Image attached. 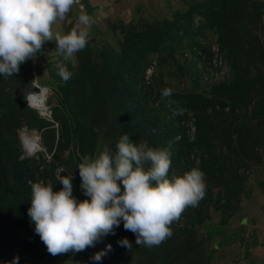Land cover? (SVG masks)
<instances>
[{
    "label": "rangeland",
    "instance_id": "rangeland-1",
    "mask_svg": "<svg viewBox=\"0 0 264 264\" xmlns=\"http://www.w3.org/2000/svg\"><path fill=\"white\" fill-rule=\"evenodd\" d=\"M83 8L74 4L68 15V19L62 23L53 25V32H61L66 34L76 24L77 18L81 13H87L93 17L94 23L91 29V38L88 47L95 51V48L102 47L105 43L117 51L123 41V38L134 28L142 30L145 26L156 23H161L163 20H171L176 13H184L194 9L201 4H207L209 1L218 0H78ZM247 1V0H246ZM250 12L257 11L260 16L258 26L252 29L250 36L258 40L254 45L257 50L252 59L246 58L238 61L241 63V75L243 78L247 76L259 77L262 82L252 85L253 91L246 89L242 99L244 103L240 105L243 113L239 112L238 120L234 127L241 128L240 131L250 134L253 137L250 141L243 140V155L247 156L246 168L243 166V180L238 189L234 190V195L229 194L228 184L214 182L210 179L205 180L206 187L209 191L204 198L199 201L196 207H187L178 221L173 222L170 226L172 235L162 242L159 246L144 247L137 246L135 236L132 232L126 231L123 228V222L119 227L114 229V234L102 236L94 247H89L85 251L79 253H67L57 256L50 255L45 245L41 242L38 235L34 233V228L29 226L28 233L19 231L17 239H25L31 237V241L38 246V253L31 264H118L112 261V256L120 246L117 241L126 237L131 243V249H134L130 258H124L126 264H154L155 261L164 260V263L169 264H264V0H248ZM214 13H218L217 10ZM220 24L214 28H203L204 20L202 17H196L195 27L201 28L200 35L196 38L198 45L210 51L212 62L211 65L203 67L201 63L204 56L196 48H191V40L184 38L183 43L172 45L166 48L161 59L157 60L158 55L152 54L149 56L146 64L145 81L154 83L153 93L149 97L148 102L144 106L147 111L146 117L149 118V124L146 126L139 124L138 119L132 117L129 113H111L117 107L106 102L111 96L113 83L106 80L103 76L97 79L83 80L82 73L86 71L85 63L80 61L83 51L78 52L71 60L65 61L64 58L56 51L55 41L45 42L42 53L38 54L35 60L29 59L22 64L18 74H14V79L25 78L27 81L37 82L42 87H48L50 97L48 106L53 112L52 118L58 124V132L55 133V143L52 140H44V132L50 128L47 124L42 129H27L29 133L41 132V146L44 147L42 154H47L49 159L43 156L32 158L36 163L44 161L49 163L55 155L57 136L61 130L70 132L69 140L65 137V142H69L68 149H63L61 155L64 157L55 170V180L57 174L65 176L72 172L73 174V194L78 200L89 199L83 194L80 188L79 171L76 165V159L80 160L83 155H92L98 149H102L105 144L112 148L111 143L117 142L120 135L126 131H120L121 124L129 131L136 134L135 142L139 140L146 141L149 146L155 148L167 147L170 149L169 141L159 144L153 143L149 135L154 133L161 135L168 128L172 120H175V125L178 128L182 127L177 123L179 118L185 116V112L178 111L170 113L168 107L169 100L172 96L186 95L198 93L195 85L190 78L189 71L193 67L199 70V82L201 88L216 84L223 80L230 79V66L228 60L224 59L219 54L217 45L218 26H227L230 21L228 19V11H221L217 18ZM252 21H256L255 18ZM65 63L69 71L73 73L71 79L67 82L61 80L57 75L55 65L57 63ZM239 73V71L237 72ZM13 79V80H14ZM60 79V80H59ZM76 81L74 83H69ZM14 82V81H13ZM13 85V83H12ZM260 85V86H259ZM14 86V85H13ZM165 88L172 89V96L168 98L162 97V91ZM260 96V107H262L260 118H251V109L248 107L250 96ZM246 103V104H245ZM227 114L228 109H225ZM206 119L209 121L208 134L206 140L210 146L217 145L219 139L227 137L221 134L218 128L212 125L215 121L210 109L206 111ZM188 116L191 114L188 112ZM191 118V117H190ZM106 122H103V120ZM192 119V118H191ZM104 120V121H105ZM259 122H261L259 124ZM79 126L76 137L72 136L71 132L76 126ZM186 123V121L184 122ZM243 123V124H242ZM53 127V126H51ZM136 130H135V128ZM188 137L193 140L194 124L191 120L188 123ZM232 125V129L234 128ZM55 131V130H54ZM27 132L23 131L21 134ZM49 132V131H47ZM68 132H65L68 135ZM127 133V132H126ZM128 134V133H127ZM57 135V136H56ZM129 135V134H128ZM235 135V134H234ZM60 137V136H59ZM234 137V136H233ZM30 140L31 138L28 137ZM131 138V137H130ZM84 142L83 153H78L73 148L70 140ZM180 137L177 138L179 140ZM251 142V143H250ZM228 143V142H227ZM39 145V144H38ZM226 145V143H223ZM185 150L183 153L179 151L176 155L184 161L187 166L184 168V163L170 168V174L175 172L182 174L192 167H197L200 161V151L195 153L193 149L182 146ZM217 148V147H216ZM233 148L230 149L231 159L233 158ZM222 153L215 152L213 156L220 158L226 157V147L222 146ZM76 154V157L74 158ZM206 158L208 155L204 154ZM72 159H68V158ZM227 158L225 162H230ZM231 163V162H230ZM45 181L51 182L49 179ZM59 183V181H57ZM233 187V188H234ZM232 193V192H231ZM30 207V206H29ZM191 219H194V225L189 228ZM189 228V229H188ZM190 231H193L190 233ZM112 246L111 251L102 257L101 261L96 262L91 259L94 253L105 250L106 245ZM29 245L24 244L21 248L23 251V259L29 258L28 250H25ZM126 252L131 249L123 247ZM16 249L14 253H17ZM43 252V253H42ZM45 254V255H42ZM43 256V257H41ZM127 256V255H126Z\"/></svg>",
    "mask_w": 264,
    "mask_h": 264
},
{
    "label": "trees",
    "instance_id": "trees-1",
    "mask_svg": "<svg viewBox=\"0 0 264 264\" xmlns=\"http://www.w3.org/2000/svg\"><path fill=\"white\" fill-rule=\"evenodd\" d=\"M215 10L218 13H214ZM221 11L223 13L228 11L230 23L227 26H218V30H216L217 45L219 54L229 62L230 79L201 88L199 70L197 67L191 68L189 75L195 85V89L199 90V92L179 96L174 95L170 98L174 103L168 107L170 113L185 112V116L179 118L177 122L182 127L178 128L175 125V120H172L161 135L154 134V132L149 135V138L153 137L151 141L157 144L169 141L171 144L169 149L171 152V167L184 163L179 155H176L177 151L183 153V150H185L182 147L183 145L188 150H195V153L200 151V161L197 168L205 173V180L222 181L220 183L228 184V187H230L229 194L233 196L234 190L236 191L242 183L244 176L243 166L246 168L247 164V156L245 158L242 150L243 140L247 139L250 141L253 138L250 137V134L240 131V127L237 128L234 125L240 115L239 112L243 113L240 105L244 103L242 99L244 91L246 89H249L250 92L253 91L252 85H258L263 81L259 77L254 76L243 78L241 75V63L238 62L246 58L248 60L252 59L257 50V46L254 44L258 40L250 36V33L253 28L258 26L260 16L257 11L250 12L248 0L209 1L207 4H201L187 12L176 13L171 20H163L159 24L145 26L142 30L134 28L123 38L118 51L105 43L102 44V47L95 48V51L86 46L79 58L80 61L85 63L86 71L81 76L83 80L97 79L101 75L113 83L111 96L108 99L109 102H106L117 107L114 110H110L111 113H129V115L131 114L132 117L138 119L141 126H147L149 118L146 117L147 111L144 106L148 102L149 97L156 94L155 92L153 93L154 83H147L144 77L149 56L156 54L158 55L157 60H159L163 57L166 48H171L174 44L179 46V44L183 43L184 38H189L192 42L190 47L196 48L204 56L201 63L204 64L203 67L205 69L206 66L211 65L212 57L210 51L201 48L196 41V38L201 33V28L200 26L199 28L195 27L194 19L196 17L203 18L204 26L202 29L206 27L214 28L220 24L217 18ZM253 18L256 19L255 22L252 21ZM262 53L264 54V52ZM238 71L239 73H237ZM13 79L14 77L5 78L0 76V264H4L5 261H12L16 255L22 256L23 251L21 248L24 244L29 245L25 249L28 250L29 258L25 260L20 257L18 264H31L36 258V253H38L37 244L33 243L29 236L24 240L17 239L19 231L28 233L29 226L31 228L35 227L27 214V210L31 206V186L29 181L35 182L40 179H49L54 185V191L62 187L55 180L54 172L60 163H67L62 161L64 157L61 155V151L68 149L69 142L67 141L66 143L65 138L69 140L70 132L64 129L61 130L60 137L58 136V141L56 142V153L51 162L45 163L41 160L40 163H36L29 159L19 160L21 144L17 131L23 125L27 129H42L47 124L33 110L27 107L26 95L31 91L33 82L27 81L22 77ZM74 82L76 81L69 83ZM259 97L250 96L249 103H247L248 107H245L247 110L248 108L251 109L252 119L260 118L262 107L259 104L261 101ZM208 109L212 112L211 116L215 118V122L210 125L218 128L221 134L227 135V137L219 139L214 147H211L206 140L208 134L207 124L209 123L206 117L210 115L206 116L205 114ZM225 109H228L227 114ZM188 112L191 116H188ZM104 120L103 122H106ZM191 120L194 124L192 141L188 137V123ZM185 121L186 123H184ZM125 123L121 124L120 131H126L131 137L130 139L135 142L136 134L124 127ZM77 124L71 132L74 137H76V134H78L77 130H79ZM54 132V130L47 129L44 132V140H52L55 143ZM65 132H68V135ZM178 137H180L179 140H177ZM70 142L78 153H83V139L82 141L71 139ZM223 143H226V145H223ZM115 144L116 142L114 144L111 143L113 149H115ZM222 146L226 147L227 153L225 155L227 156L221 157L223 160H219L220 158H216L213 154L215 152L222 153L217 151V149L221 150ZM231 147H234L232 159L229 156ZM204 154L208 155V158ZM227 158H230L231 163L225 162ZM76 162H80V160L76 159ZM187 162L186 164L184 163V168L188 165ZM235 185L238 186L234 187ZM207 190L209 191V187H206V193ZM76 192V189H74L73 194ZM190 221L189 228L195 223L194 219ZM16 249H19V251L14 253ZM133 250L126 252L121 247L114 252L115 255L112 256L111 260H116L118 264H126L124 258L127 257L129 259ZM163 261L157 260L154 264L170 263H164Z\"/></svg>",
    "mask_w": 264,
    "mask_h": 264
},
{
    "label": "clouds",
    "instance_id": "clouds-1",
    "mask_svg": "<svg viewBox=\"0 0 264 264\" xmlns=\"http://www.w3.org/2000/svg\"><path fill=\"white\" fill-rule=\"evenodd\" d=\"M76 3L78 0H0V76L8 78L18 74L22 64L43 54L45 42L55 41L56 51L65 61L83 51L92 35V16L81 13L66 34L52 30L53 25L68 19ZM55 67L64 82L71 79L73 73L65 63H57ZM34 83L38 84L33 82L27 95L35 91ZM44 88L49 91L48 87ZM172 94L170 88L162 91L164 98ZM49 97L50 91L47 106ZM27 107L31 109L28 104ZM31 110L38 115L36 110ZM42 120L55 132L59 131ZM20 132L19 160L42 156V136L41 152L33 156L29 155L30 148L21 139ZM32 143L35 147L33 139ZM76 167L80 188L89 199L78 200L73 195V174L67 171L66 176L60 175L64 169L57 174V181L62 185L59 190L54 191V185L43 179L29 181L31 206L27 214L35 225L34 233L52 256L75 254L94 247L102 236L114 234L121 222L124 230L134 234L137 246H159L172 235L173 222L180 219L187 207L198 206L206 194L205 173L199 168L170 174L169 148L151 147L144 140L133 142L126 132L120 135L115 149L105 144L94 154L81 156ZM117 243L128 249L132 247L126 237ZM111 248L110 244L106 245L105 250L94 253L91 259L101 261ZM18 259L13 257L4 264H18Z\"/></svg>",
    "mask_w": 264,
    "mask_h": 264
},
{
    "label": "built area",
    "instance_id": "built-area-1",
    "mask_svg": "<svg viewBox=\"0 0 264 264\" xmlns=\"http://www.w3.org/2000/svg\"><path fill=\"white\" fill-rule=\"evenodd\" d=\"M76 4H78V6L80 8H82V5L79 3V1ZM33 85L35 87V91L30 92L27 95V97H26L28 106L31 109L36 110L38 115L42 119H44L46 122L52 124L53 128L57 129L58 128V124L54 122V120L52 118V111L50 110L49 106H47V97H48V93H49L48 89L44 88V87H41V86H39L36 83H34ZM42 92H44V98H42L41 95H40ZM23 131H25V130L23 129L19 133L21 139H22V137H30L31 140L33 139L34 142L36 143L35 147L32 144H29L27 146L28 149L30 148L29 149V155H33V154L35 155L37 152H39V151L41 152V149H38V147H37V144H39V139H40V136H39L38 132H34V133L31 134V133L25 131V132H27L29 134V136H28L26 133L21 134ZM34 148H35V152H34ZM42 156L45 158V160L49 159V156L47 154H43Z\"/></svg>",
    "mask_w": 264,
    "mask_h": 264
},
{
    "label": "bare ground",
    "instance_id": "bare-ground-1",
    "mask_svg": "<svg viewBox=\"0 0 264 264\" xmlns=\"http://www.w3.org/2000/svg\"><path fill=\"white\" fill-rule=\"evenodd\" d=\"M40 95H41V97L43 98V97H44V92H42ZM23 139H24V142H25L27 145H29V144H33V143H32V140H30L28 137H23ZM37 147H38V149H42V148L40 147V145H38V144H37Z\"/></svg>",
    "mask_w": 264,
    "mask_h": 264
},
{
    "label": "water",
    "instance_id": "water-1",
    "mask_svg": "<svg viewBox=\"0 0 264 264\" xmlns=\"http://www.w3.org/2000/svg\"><path fill=\"white\" fill-rule=\"evenodd\" d=\"M62 176H65L64 174H61Z\"/></svg>",
    "mask_w": 264,
    "mask_h": 264
}]
</instances>
